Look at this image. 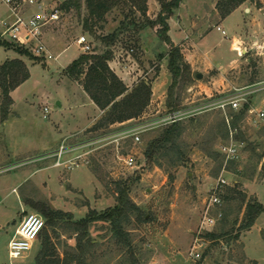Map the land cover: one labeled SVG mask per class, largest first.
Instances as JSON below:
<instances>
[{"label":"rangeland","instance_id":"obj_1","mask_svg":"<svg viewBox=\"0 0 264 264\" xmlns=\"http://www.w3.org/2000/svg\"><path fill=\"white\" fill-rule=\"evenodd\" d=\"M46 1L51 6L59 7L64 0ZM223 1L182 0L174 12L177 13L176 19L185 20L188 26H192L191 29L196 30L193 42L200 43L198 32L209 30L206 48H210L212 64L210 67L200 65L204 68V81L217 73V62L222 67L229 61L235 63L222 69L219 76L221 88L213 91L211 96L201 93L202 77L198 78L196 75L192 82L180 81L174 87L173 97L178 99L180 109L197 105L209 107L185 114L180 119V134L174 142L161 147L153 160L145 157L146 147L171 123L146 129L141 132L139 142H134L130 137L101 140L89 147L87 153V149L81 150L85 153L84 162L74 170L53 166L55 158L42 157L58 148L64 139H56L57 134L51 130L53 124L63 118L72 120L77 109L73 91L78 85H82L69 78L63 68L76 55L83 53L76 42L78 36L87 37L92 52H101L104 45L100 36L119 30L112 48L114 56L128 66V77L133 78L135 85L128 88L129 91L144 81L142 76L146 77V81H151L158 73V56L168 51V45L161 42L155 30L150 27L137 30L121 24L125 18L142 20L139 11L131 10L130 5L122 1L105 18L92 19L89 24H93V32H90L85 26L88 10L84 0L81 1V9H61L60 20L46 27L45 40L54 56L64 47H69L52 59L36 56L28 49L25 54H20L19 49L26 48L17 44H13L11 49L0 45V62L7 57H20L27 63L30 71L29 78L14 94L16 103L10 105L7 118L2 121L0 116V264H37L45 231L53 238L50 244L54 248L52 257L59 264H63V260L67 264H78L74 260L76 256H80L82 260L79 264H264V230L261 235L257 229L252 233L249 229L239 230L244 209L239 208L238 202H226L223 199L221 204L211 206L210 213L217 217L216 224L212 227L201 224L209 205L211 187L220 177L229 183L224 186V192L229 191V186L236 185L237 189L246 193L247 198H256L250 193L249 179L264 183V120H259L255 125L250 119L252 115L248 113L251 100L254 105L264 108V0H245L238 5L237 13L230 15L222 23L225 33L222 32L223 29L216 28L221 19L225 18L220 11V3ZM3 9L5 7L0 2V17L4 15ZM159 10L157 0H147V15L150 18H154ZM235 34L241 40L232 49ZM194 48L190 46L189 50ZM249 90L251 92L245 94L247 101L241 100L237 109L230 105L222 108L211 103L222 96L235 97L238 92ZM66 96L72 100L70 106L63 103L60 107L57 102ZM246 104L248 108L242 119L235 120L236 114ZM46 106L49 113L45 111ZM169 112L171 110L168 108L159 116H165ZM144 120L139 118L129 124H138ZM233 121H236L235 128ZM55 127L58 128V125ZM120 128L123 127L117 125L75 131L70 135V140L98 137ZM231 129L234 138L242 139L243 144L239 147V157L227 161L219 146L230 141ZM50 138H53L50 146L42 148L41 141ZM30 146L31 149L27 151L26 147ZM261 154L262 157L259 158ZM125 159L132 160L133 164L127 165ZM44 167L50 168L40 171L39 175L52 179L50 187L42 186L41 183L37 185L32 182L33 179L27 178L30 171ZM86 169L92 174L89 180L83 176ZM118 182H127L130 199L141 208V213L147 219L142 222L139 214L124 222L130 245L116 242L108 223L96 221L88 229L90 238L96 242L86 245L84 251L80 252L76 244L68 245L69 240L74 239L76 230L65 218L58 220L54 228L46 225L22 257L10 259L8 244L22 217L27 213L42 216L27 205V202H45L54 209L87 206L88 211L100 212L116 204L115 189ZM51 194L56 201L55 205L49 199ZM261 197L264 200V193H261ZM110 204L112 205L109 206ZM224 210L229 211L226 219ZM43 219L45 220L44 217ZM58 225L67 226L59 228ZM61 233L65 237L58 239ZM208 233L219 236L214 238ZM87 238L89 236L84 237L82 242ZM245 240L248 253L259 263L246 256ZM195 242L200 245L199 259L189 255Z\"/></svg>","mask_w":264,"mask_h":264},{"label":"trees","instance_id":"obj_2","mask_svg":"<svg viewBox=\"0 0 264 264\" xmlns=\"http://www.w3.org/2000/svg\"><path fill=\"white\" fill-rule=\"evenodd\" d=\"M82 0H64L59 6L60 9L69 10L71 8L81 9ZM88 10V17L85 21L86 29L90 32L92 30V19L100 20L105 18V15L114 7L121 5L122 1L130 5V9L139 11L143 17L142 20L136 21L134 19H127L121 22L123 27H135L140 30L145 27H150L155 30L159 40L168 45V51L165 54H159V61L167 55V67L172 77V82L168 88L167 107L171 111L180 109L178 107L179 101L173 97L174 87L181 81L183 83H190L196 75L192 73L190 64L185 60L181 48L173 43L169 36V18L174 14L175 10L179 8L182 0H157L160 4V10L154 18L147 15V0H84ZM245 0H224L220 3V11L223 17L229 15L238 5ZM133 11V12H135ZM118 31L114 30L112 33L100 36L103 42L104 49L101 52H83L78 55L65 68V74L74 80L80 82L83 90L89 95L92 101L102 110H105L104 115L92 127V129H99L108 127L115 122H123L130 118L139 116L143 109L147 106L151 96V86L149 81H141L133 89L129 91L124 82L111 70L108 62L113 58L114 46ZM14 43L2 41L6 49H11ZM20 50V54H25L27 49ZM37 58V57H36ZM30 76V71L27 63L20 57L7 58L0 64V116L4 121L8 116V109L13 103L11 91L21 85ZM248 105L244 107L238 114L235 120L242 119L246 112ZM233 128L235 122L233 121ZM182 131L181 120H176L165 126L160 134L153 138L147 145L145 150V157L147 160H153L157 151L167 145V143L174 142V139ZM237 140H242L238 139ZM262 154L259 155V158ZM264 169V164L262 165ZM255 169V168H254ZM129 189L127 182L116 183L115 200L116 204L108 207L103 211L96 212L95 210L88 211L87 215L79 220H72V215L69 212L54 209L45 202H27V205L36 209L45 218V227H54L58 220L67 218L72 223L73 229L78 231L76 238V247L80 252H83L86 245L89 244V239L82 242V239L88 235L89 227L96 221H103L108 223L112 236L116 238V242L130 245L129 234L124 227L131 216L141 215V221H146V216L141 213V208L134 203L129 197ZM228 192L223 193V199L226 202L236 201L239 208H243V218L239 224V230L250 229L256 219L264 212V204L259 202L256 198L249 197L244 191L239 190L235 186H229ZM225 219L229 215V211L224 210ZM44 227V228H45ZM43 228V230H44ZM42 230V231H43ZM41 234V233H40ZM209 236L217 237L208 233ZM237 237V236H235ZM51 238L45 231L43 238V246L38 257L37 264H59L57 259H54L52 250H54ZM78 264L82 262L80 256L74 259ZM63 264H67L63 260ZM256 262V261H255Z\"/></svg>","mask_w":264,"mask_h":264},{"label":"built area","instance_id":"obj_3","mask_svg":"<svg viewBox=\"0 0 264 264\" xmlns=\"http://www.w3.org/2000/svg\"><path fill=\"white\" fill-rule=\"evenodd\" d=\"M6 7L5 14L0 19L2 30L0 39L10 43L23 46L36 56L46 57L47 59L56 58L49 50L45 40L46 27L60 20L62 10L57 6H51L46 0H0ZM220 29V28H218ZM225 33V31H222ZM76 42L81 46L83 52H91L92 46L85 35L77 37ZM249 91L238 92L235 97L222 96L218 100L211 101L212 104L224 108L230 105L233 109L240 107L241 100L247 101L245 94ZM240 95V96H239ZM209 104V103H208ZM208 106L197 105L193 108L178 109L171 111L165 116H160L154 120L142 121L138 124H129L122 126L116 132H110L98 137H90L84 140H70L72 136L65 137L61 145L42 155L43 158H55L53 166H62L67 170H74L84 162V154L95 145L97 142L104 139L117 140L120 137H130L134 142L140 141L141 132L146 129L156 127L161 124H169L176 120L182 119L185 114L193 111H201L208 109ZM45 111L49 113V108L46 106ZM248 113L252 115L251 121L257 125L259 120H264V111H254L248 109ZM45 118L47 115L44 116ZM233 130H230V141L220 144L219 149L227 161L235 160L239 157V147L243 144L242 141L234 138ZM87 149L84 152L81 150ZM127 165H132V160H124ZM229 185L228 181L220 177L217 182L211 187V196L209 205L205 210L202 220V226L212 227L217 222V217L210 213L211 206L219 205L223 200L224 186ZM222 213L219 214V217ZM45 227V220L36 213H27L18 223L13 237L10 239L9 257L15 259L22 257L28 251L33 242L38 239L40 233ZM200 247L198 242H195L191 247L189 255L191 258L199 259L201 253L198 250Z\"/></svg>","mask_w":264,"mask_h":264},{"label":"crops","instance_id":"obj_4","mask_svg":"<svg viewBox=\"0 0 264 264\" xmlns=\"http://www.w3.org/2000/svg\"><path fill=\"white\" fill-rule=\"evenodd\" d=\"M3 11H4L3 14H5L6 7H5V9H3ZM236 13H237V8H235L229 15H227V17H225L224 19H221L220 23L218 25H216V28L217 29L220 28L218 30H222L223 29L222 23L224 22V20L228 19V17L230 15L236 14ZM176 15H177V13H174L168 20V22H169V32H168L169 36L175 45L181 47V51L183 52L184 58L190 64L191 70L193 73L196 74V77H198V78L202 77V79H200V83H201L200 84L201 85L200 91H201V93H204L207 96H211L213 91H215V90L219 91L221 88L220 83H222V82H221L219 76L223 71L222 69H226V67H229V65L234 64L235 61H229V63L225 67H222L220 62H217V64H216L217 73L215 75H212L211 78L209 76L210 80L208 79L207 81H204L203 80L204 75H205L204 70H203L204 68H202L200 65H202V66L206 65L205 67H207V66L210 67V64H212V61L209 57L210 48H206V46H207L206 42H207V36H208L209 30L207 32L206 31L200 32V33L198 32V36L201 38L199 40L200 43L193 42V39H195L194 35H195L196 30L191 29L190 27H192V26H188V23L185 20H183L181 18L176 19L175 18ZM1 17H0V19H1ZM1 30H2V26L0 24V32H1ZM240 40H241L240 36L235 34L233 36V42L231 43V48L235 49V44L238 41L240 42ZM159 43H161V42H159ZM190 46H193V48L195 46L196 48H194L192 51H190L189 50ZM68 47L69 46L64 47L63 49L58 51L56 53V56L58 57L59 54L61 52L65 51ZM78 55H76V57H74V59L77 58ZM7 58H11V57H7ZM12 58H16V57H12ZM167 61H168L167 55H165L160 61H158L160 69H159L158 73L155 75V77L151 81H149L150 86H151V96H150L149 103L143 109L142 113L139 116L130 118L126 121L115 122L113 124H110L109 127H114L117 125L123 126V125L129 124L131 121L139 119V118L145 119L144 121L154 120V119L160 117L159 115L162 114L166 109H168V107H167L168 88L172 82V77H171V74H170L168 67H167ZM2 62H0V64ZM108 64H109V67L111 68V70L124 82V84L129 89L132 88L133 85H135V84H133L134 83L133 78L130 76L128 77V70H127L128 66L126 64H123L119 58L113 56V58L108 62ZM66 66H64V68ZM198 74H200V77L198 76ZM142 79H144V81H146L145 76H142ZM20 86L21 85H19L13 91H11V97L13 99L14 104L16 103V100L14 98V94L20 88ZM73 96L74 97L76 96L75 97L76 98L75 99V105H76L77 109H76V112L74 113L72 120H65V118H63V120L62 119L59 120L57 123L53 124V126H52L51 130H53L54 134H57L56 139H58V140H60L61 138H65V137L70 136L75 131L86 130V129L92 128L105 113V110L100 109L92 101V99L83 90V88L81 86L78 85V87H76V90L73 91ZM71 101L72 100H70V98L66 96V97H64V99H62V101L61 100L59 101L60 102L59 106L62 107L63 103L70 106ZM252 102L253 101L251 100L249 107L254 109V111H264V108L262 106H256ZM148 117H151V118H148ZM146 119H148V120H146ZM56 125H58V128L55 127ZM41 140H43V139H41ZM52 141H53V138H50L49 140H45L43 142L41 141V144L43 143L41 145L42 148H46V147L50 146L49 144ZM26 146H28V145H26ZM26 149L28 151V149H31V146L26 147ZM49 168L50 167H44V168H41V169L36 170V171H32V172L30 171L27 175V178L33 179L32 182H34L37 185H39L38 183H41L42 186L47 185L50 187V185L52 184V179H50V177L45 178L46 176L43 177L42 175H39L40 171H43V170H46ZM84 172L86 174H83V176L84 177L86 176V178L89 180L92 177L91 172H89V170H87V169L84 170ZM45 179H47V180H45ZM255 180L256 179H253V180L249 179L248 180V182H249L248 187L251 189L250 193L254 194L256 196L257 200L264 204V200H262V197H261V193H264V183H261V182L257 183V182H255ZM12 190H13V188H12ZM49 199L53 205L56 204V201L54 200L52 194L49 196ZM111 205L112 204H110L109 206H111ZM60 210L69 212L72 215V218H74L75 220H78V219L85 217L87 215L89 209L87 206L86 207H84V206L76 207L74 205L73 207H66V208L64 207ZM59 226L60 225H58V227ZM66 226L67 225H61L60 227L65 228ZM54 227H56V226H54ZM254 229H257V231H259L260 235L262 234V230H264V212L256 219L254 225L249 229V232L252 233V231ZM77 235H78V231H76L74 233V236H73L74 239L73 238L70 239L68 242V245H73V243L76 244ZM58 236H59L58 239H60V237H65V235L63 233H61V235L59 234ZM88 236H89V238L85 239L84 241L86 242L89 239V244L90 245L94 244L96 242V240L90 238L91 234H88L87 237ZM50 238L53 242V238L52 237H50ZM262 239L264 240L263 234H262ZM247 240L244 241V251H245L246 256L249 257L250 259H254L255 261H257V263H259V261L256 258H254L253 256H251L248 253ZM63 243H66V242H63ZM42 246H43V242H42ZM42 246H41V248H42Z\"/></svg>","mask_w":264,"mask_h":264},{"label":"water","instance_id":"obj_5","mask_svg":"<svg viewBox=\"0 0 264 264\" xmlns=\"http://www.w3.org/2000/svg\"><path fill=\"white\" fill-rule=\"evenodd\" d=\"M198 76L200 77V74H198ZM58 104H60V102H57Z\"/></svg>","mask_w":264,"mask_h":264}]
</instances>
